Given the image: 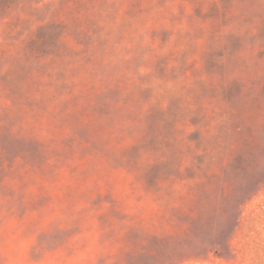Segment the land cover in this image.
Listing matches in <instances>:
<instances>
[{
	"label": "rangeland",
	"instance_id": "obj_1",
	"mask_svg": "<svg viewBox=\"0 0 264 264\" xmlns=\"http://www.w3.org/2000/svg\"><path fill=\"white\" fill-rule=\"evenodd\" d=\"M0 264H264V0H0Z\"/></svg>",
	"mask_w": 264,
	"mask_h": 264
}]
</instances>
